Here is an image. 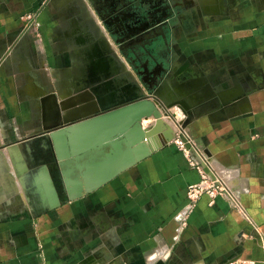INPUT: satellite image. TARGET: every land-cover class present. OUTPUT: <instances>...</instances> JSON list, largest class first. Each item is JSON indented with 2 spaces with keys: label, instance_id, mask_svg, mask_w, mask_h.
I'll list each match as a JSON object with an SVG mask.
<instances>
[{
  "label": "crops",
  "instance_id": "crops-1",
  "mask_svg": "<svg viewBox=\"0 0 264 264\" xmlns=\"http://www.w3.org/2000/svg\"><path fill=\"white\" fill-rule=\"evenodd\" d=\"M168 6L174 13L165 17L161 36L163 52L174 57L168 80L187 77L205 90L215 88V111H199L190 104L192 91H184L191 111L184 124L236 202L218 196L209 204L202 195L183 216L186 189L199 175L171 142L72 200L56 159L58 172L52 164L47 169L58 203L48 184V196L33 192L38 168L20 176L27 193L17 200L8 169L2 173L9 185L7 204L0 202V264H264V0H173ZM77 9L74 0H0V173L10 167L19 140L47 132L53 119L48 92L56 85L70 90L81 56L90 58L92 75L113 61L82 25L89 17ZM145 77L150 80L149 72ZM119 86V93L85 104L136 94L133 84ZM179 92L167 90L168 96ZM79 106L70 105L64 115ZM164 122L162 135L173 131Z\"/></svg>",
  "mask_w": 264,
  "mask_h": 264
},
{
  "label": "rangeland",
  "instance_id": "rangeland-1",
  "mask_svg": "<svg viewBox=\"0 0 264 264\" xmlns=\"http://www.w3.org/2000/svg\"><path fill=\"white\" fill-rule=\"evenodd\" d=\"M74 1L78 7L77 14L89 17L88 20L85 19L86 22L82 25H86L90 29L94 40L100 49L103 50L104 56L111 57L113 61H111L109 66H101L98 73L92 75L86 68V65H90L91 63L90 58H88V55L86 54L81 56L80 60L76 61V63H79V69L70 77V79L74 80L72 87H69L70 90H67L66 87L56 85L48 92L47 103L52 112L51 115L53 119L47 127H44V130H49L61 124L64 121V117L61 116L62 112L67 110L70 105H80L82 102H87V100L96 96L103 98L105 97V94L107 95L109 92L111 93L113 91L119 93L118 88L123 81L135 85L136 94L134 95L138 94V97H149L158 101L161 100L162 102H158L160 108H158V110L161 112L163 120L169 122V127L171 128H181L182 130L186 128L183 124L185 115L181 109L177 105L171 107L165 106V104L172 100H183L182 102L189 107L188 101L185 96H183V94H185L184 91H194L193 93H189H191V95L193 94L194 97L192 98L195 99L190 97L189 100H194V102L192 101L190 104L197 107L199 111H215L218 101L216 99L217 95L212 93L215 89L214 87H209L205 90V87L200 85L197 80L187 79V77L186 79L180 77L182 79H179L176 83L168 80V70L170 68L171 60H173L174 57H168V55L163 52L165 41L164 38L161 37L162 35L145 39V49L140 44H137L142 43L144 37L133 42L131 39L126 43L127 39L125 38V34L129 31L128 26L132 29L145 23L151 26L154 24V16H164L161 23H155L153 25L154 27L160 26L164 33V27H166L167 24H163V21L168 14L174 13V11H171L168 6L169 1L173 2V0H121L122 2L118 5L115 3V5H109V1L106 2L105 0ZM64 13L66 14V8L64 9ZM94 15L98 17L101 22H95L93 19ZM141 16L143 17L141 18ZM38 37L40 38V36ZM93 48L94 46H92L91 43V50L88 49L89 52L92 51ZM83 49L84 46L82 45L76 50V53H81ZM157 62H162L165 68V71H160L158 75L152 72V69L155 68ZM161 69L162 66L160 65V70ZM147 71L149 72L150 80L145 77V72L148 73ZM46 74L51 78L54 71L49 69L46 71ZM67 79H69V77ZM109 79L112 80L110 86L105 84V81ZM173 87H178L180 92L175 93L176 95L173 93L171 94L172 96H168L167 90ZM154 92H159L161 97H157L158 94H155ZM186 94L188 93L186 92ZM134 95L130 97L128 96L127 98H130L128 100L130 101L137 98V96ZM206 97L207 99H205ZM93 105L98 104L93 103ZM225 106H227V104H223V106L221 105V108ZM55 117L57 118L55 119ZM154 120V117L148 119L144 118L142 124L145 128H150ZM161 133V131H158L151 135V140L155 143L164 142L165 135H162ZM45 137V132L38 131L35 134L19 140V143L16 144L15 147H12L16 152H14V155L11 154L13 156L11 157V165L10 167L7 166L6 170L4 168L0 173V190H4V193H2L4 195L0 196L1 203L4 201V203L7 204L8 201L5 192L7 190L6 187L9 185L7 184V176L10 177L12 175V177L15 178L18 189L14 194L17 200H19L25 198L27 193V189L21 182V175L28 173L31 169L45 163L48 164V169H50L51 166L49 164H52V169L55 172H58L56 158L48 139L46 138V147H38V144L41 143V140ZM24 141H27L30 148L29 151L24 150L25 147L22 145ZM167 142H170V140ZM20 164H26L27 169H21ZM8 169L10 175H7L9 172ZM2 173L7 176H3ZM41 186L42 185L39 183L33 192L36 191L37 193H43Z\"/></svg>",
  "mask_w": 264,
  "mask_h": 264
},
{
  "label": "water",
  "instance_id": "water-1",
  "mask_svg": "<svg viewBox=\"0 0 264 264\" xmlns=\"http://www.w3.org/2000/svg\"><path fill=\"white\" fill-rule=\"evenodd\" d=\"M153 18L154 24L161 23L164 16ZM153 25L145 23L134 29L128 26L129 31L125 34L126 43L160 28ZM137 44L145 49L144 41ZM158 63L162 66L160 71L164 72L163 63L157 62L156 65ZM154 93L158 94L157 97H161L159 92ZM128 99L130 98L71 117H66L62 112L64 121L45 133L46 137L41 143L46 147V138L48 139L60 167L65 192L70 200L99 188L121 171L148 157L161 144L151 140L150 136L154 133L148 135L146 132L148 128L142 124L144 118L156 119L162 115L158 110L160 101L138 96L130 101ZM85 103L82 102L80 105ZM173 105H177L184 115L191 112L189 107L186 108L178 100L165 104L166 107ZM170 138L171 135H165L164 142ZM22 145L24 146V143ZM36 168H38L37 181L42 185V192L47 195L45 185L51 186L54 193L52 202L58 203L56 189L46 164Z\"/></svg>",
  "mask_w": 264,
  "mask_h": 264
},
{
  "label": "built area",
  "instance_id": "built-area-1",
  "mask_svg": "<svg viewBox=\"0 0 264 264\" xmlns=\"http://www.w3.org/2000/svg\"><path fill=\"white\" fill-rule=\"evenodd\" d=\"M170 142L185 156L187 164L197 171L199 180L186 189V206L183 216L194 206L202 195H207L209 204H213L216 197L221 196L236 202L233 189L212 165L211 159L197 144L196 138L186 129L173 128ZM184 221L185 217L180 218Z\"/></svg>",
  "mask_w": 264,
  "mask_h": 264
},
{
  "label": "bare ground",
  "instance_id": "bare-ground-1",
  "mask_svg": "<svg viewBox=\"0 0 264 264\" xmlns=\"http://www.w3.org/2000/svg\"><path fill=\"white\" fill-rule=\"evenodd\" d=\"M140 38H143V36H140L139 38H137V39H132V42L133 41H138ZM95 58H97V57H95ZM159 65V66H158ZM159 67V70H157V71H154V69L156 68V67ZM97 67V66H96ZM158 67H157V69H158ZM155 68L154 69H152V72L153 73H155V74H157L159 71H160V64H157L156 66H155ZM112 96V98L114 97V93L111 95ZM131 96H133V95H131ZM134 96H136V95H134ZM130 97V96H129ZM124 98H122L121 100H123ZM121 100H119V101H121ZM179 102H181V104H183L186 108H187V105H185V103H183L182 101L183 100H178ZM116 102H118V101H116ZM111 103H113V102H111ZM91 104H92V106H91ZM110 104V103H109ZM106 105H108V104H103V103H99L98 105H93V103H88V104H83V105H80L78 108H75L74 110H73V112H72V116H76V115H78V114H84V113H87V112H90V111H92V110H94V109H96V108H99V107H101V106H106ZM90 107H91V109H90ZM71 117V116H70ZM148 119V118H147ZM165 127V122H164V120H163V118L160 116V117H158V118H156L155 120H154V122L151 124V127L150 128H148L147 130H146V132H147V134L148 135H150V134H153V133H156V132H158V131H160V130H162L163 128ZM174 128V127H173ZM172 134V132H171V130H170V128H168L167 129V131L165 132V135H171ZM34 174V173H33ZM23 178H26V177H23ZM28 178H29V175H28ZM30 179V178H29ZM26 180V179H25ZM24 180V181H25Z\"/></svg>",
  "mask_w": 264,
  "mask_h": 264
},
{
  "label": "flooded vegetation",
  "instance_id": "flooded-vegetation-1",
  "mask_svg": "<svg viewBox=\"0 0 264 264\" xmlns=\"http://www.w3.org/2000/svg\"><path fill=\"white\" fill-rule=\"evenodd\" d=\"M163 30L162 28H158V29H155L153 32L149 33L148 35L144 36V40L147 39V38H152V37H155V36H158V35H162L163 36ZM143 77V76H142ZM144 79V78H143Z\"/></svg>",
  "mask_w": 264,
  "mask_h": 264
}]
</instances>
